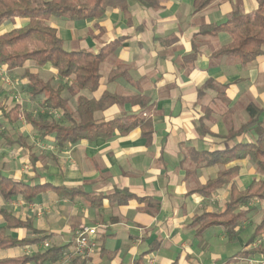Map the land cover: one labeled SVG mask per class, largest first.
Segmentation results:
<instances>
[{"label":"crops","instance_id":"1","mask_svg":"<svg viewBox=\"0 0 264 264\" xmlns=\"http://www.w3.org/2000/svg\"><path fill=\"white\" fill-rule=\"evenodd\" d=\"M194 2L160 0L158 8H151L138 0L131 3L126 0V10L111 8L99 18L71 21L52 16L46 21L57 29L68 51H74L69 48L79 41L84 48L76 51L98 53L118 40L117 48L108 57L115 55L114 68L124 66L131 80L120 77L109 81L107 77L112 68L106 76L101 73L100 87L94 96L104 91L148 96L153 106L144 115L152 120L154 134L149 143L137 127L109 140H83L61 148L53 135L39 133L23 114H19L14 124L2 114V108L8 111L17 103L24 110L34 111L38 99H32L27 93L30 99H17L11 107L6 106L8 99H0L3 129L0 133L4 137L0 142V172L31 185L46 186L31 204L20 198L0 197V230L19 238L30 236L27 228L5 229L1 210L8 209L19 218L33 220L38 229L34 237L52 235L39 243L7 249L17 252L8 256L44 251L52 244H72L74 230L82 225L112 231L101 237L98 229L99 246L88 264H226L230 257L245 249L257 226L246 234V222L250 219L233 235L222 226L209 227L197 235L198 226L192 225L196 215L225 209L231 183L210 194L197 189L220 171L234 166L239 167V173L233 178L239 189L264 174L247 158L206 166L196 161L192 153L193 150L226 151L240 141L253 138L251 132L234 140L227 135L248 121L246 107L250 102L264 106V102L257 101L260 94L257 88L264 87V55L244 65L238 58L217 55L231 42V35L228 32L203 35L200 29L208 23H226L237 8L242 15L245 9L254 12L257 1L215 0L201 11L195 10ZM51 18L65 19L56 23ZM197 19L205 22L199 24ZM27 23L28 19L17 18L1 26L0 34ZM193 53L196 57L188 58ZM29 67L44 80H50L53 86L71 83V78L61 79L50 64L39 66L30 62ZM22 69L6 68V71L15 76ZM46 71L52 73L48 79L44 78ZM23 82L24 85L27 82L25 77ZM209 82L211 85L204 87ZM241 84H247L243 93ZM63 95H68V91L64 90ZM75 103L74 99L68 104L72 110ZM123 110L140 112L139 106L113 105L96 112L95 117L108 120L121 115ZM248 172L250 177L254 176L243 182ZM257 173L260 177H255ZM61 187L81 189L88 196L79 193L74 196ZM117 189H128L135 196L118 204L107 197ZM151 200L157 201L159 208ZM255 205L252 202L250 207ZM39 208L46 213L42 223ZM74 210L83 213L77 215ZM60 212L68 213L67 219L59 221L63 216ZM261 213V210H251L249 218ZM45 241L49 246L44 245ZM238 246L239 250L230 253L232 247ZM18 249L23 253L18 254ZM67 262L64 259L58 264ZM236 264L245 263L241 259Z\"/></svg>","mask_w":264,"mask_h":264},{"label":"trees","instance_id":"2","mask_svg":"<svg viewBox=\"0 0 264 264\" xmlns=\"http://www.w3.org/2000/svg\"><path fill=\"white\" fill-rule=\"evenodd\" d=\"M138 1L151 8L160 6V0ZM213 1L215 0H195V10L201 11ZM256 1L257 8L252 14L244 16L237 8L224 24L202 25L200 34L216 35L220 32H228L231 35V42L223 46L216 53L217 55L238 58L243 64L253 62L264 55V0ZM116 7L126 10V0H0V27L6 23H13L17 18L28 19L25 26L0 34V65L8 70L23 68V76L27 79L25 90L29 97L39 100L38 107L34 111L24 110L20 103L8 111L2 108V114L9 123H16L21 113L39 133L53 135L55 143L61 148L83 140L94 141L99 138L109 140L117 134L125 135L137 127L141 128L147 142H151L154 134L152 120L144 115V112L153 106L148 96L123 95L110 91H104L98 97L94 96L101 83V65L117 48L118 40L98 53L84 50L68 51L64 48L63 39L58 35L57 29L46 24L52 16L66 17L71 21L99 18L109 9ZM195 57L196 54L193 53L188 58ZM30 62L39 66L50 64L57 70L61 79L71 78L70 85L53 86L50 80H44L29 67ZM120 77L131 80L128 70L122 65L112 69L107 78L109 81H114ZM210 85L209 82L204 87ZM64 90L68 91V95H63ZM83 92L89 93L90 96ZM74 99L76 105L72 110L68 104ZM126 104L139 106L140 112L123 110L121 115L108 120L95 117L98 111L113 105L124 107ZM50 110L58 111L59 117ZM246 110L248 121L238 129H231L227 138L234 140L243 133L251 132L252 139L240 141L226 151L193 150V158L206 166L228 164L234 160L247 158L264 174V106L250 102ZM20 139L21 136H18V140ZM11 144H14V141H11ZM238 173V166L222 170L215 178L197 189L203 194H210L231 183L225 209L222 212L196 215L192 222V225L198 226L197 235H201L212 226H222L225 232L233 235L237 234L238 228L249 219L251 210L263 212L262 219L248 239L245 249L230 257L226 264H236L241 259L254 258L259 254L264 257V248L260 245L253 246L264 238V177L253 180L244 189H239L233 182V178ZM45 187V185H31L0 172V197L5 200L20 198L23 202L31 204ZM60 189L74 196L78 193L88 196L81 189L65 187ZM134 196L128 189H117L107 197L111 201L116 200L119 204L126 203ZM151 202L159 208L160 204L157 201L151 200ZM252 202H256L253 208L250 207ZM1 213L5 229L15 231L19 228H27L30 236L19 238L0 230V251L39 243L52 237L51 234L34 237L33 234L38 232V229L31 218H19L8 209H2ZM72 253V244L64 246L52 244L44 251L0 257V264H58L64 259H68L66 264H88L89 257Z\"/></svg>","mask_w":264,"mask_h":264},{"label":"rangeland","instance_id":"3","mask_svg":"<svg viewBox=\"0 0 264 264\" xmlns=\"http://www.w3.org/2000/svg\"><path fill=\"white\" fill-rule=\"evenodd\" d=\"M132 1H135V0H129L130 3ZM242 13L245 16V15L252 14L253 11L252 10L245 9ZM51 19H53L56 23H61L65 18H51ZM69 22H71V21L68 20V23ZM196 22L199 23V24H201V23H203L205 21L204 20H198L197 19ZM223 35H226V37L229 36L227 33H225ZM82 48H84V46H82L81 42L78 41V42H76L73 45V47H70L69 49L79 50V49H82ZM91 50L94 51V52H97L98 51L95 48H92ZM234 60H236V59H234ZM236 61L238 63H240L238 60H236ZM116 63H117V58H116L115 55H111L110 57H108L104 61V63L101 65V73L103 74V76H106L108 74V72L112 68H114L116 66ZM51 74H52L51 72H47L46 71L44 78L45 79L50 78L51 77ZM6 76H9V80L6 79L7 78ZM23 79H24V77H23V69L22 70H18V73L15 76H13L12 74L10 75L8 73L3 76L0 73V89H1V91H0L1 92L0 99H3V100L4 99H8V100H6V104H7L6 106H8V107L13 106L14 105V102H16L17 99H23V100L30 99V98H27L28 96H27V92L25 90V85H24ZM8 81H10L11 83L8 82ZM246 87H247V84H241V86L239 85V88L242 89L241 90L242 93L244 92V89ZM131 89H132V87L130 86L129 87V90H131ZM257 89H258V92H260V94H259V96L257 98V101H259L262 104L264 102V87L263 88L262 87H258ZM119 92H122V91H119ZM129 92H131V91H129ZM2 130H3L2 127H0V132ZM3 139H4V137L0 133V142L1 143H2ZM250 175L251 174H249V172H248V175L244 176V177H246L245 178L246 181H243V182H247L248 179H250V178H252L254 176V175H252L250 177ZM260 175L257 173V175L255 174V177H260ZM39 209H40V212L42 214L41 215L42 217H41V219L39 221L42 223L44 221V219H46V213H45V210L43 208H39ZM74 213L77 214V215H81L83 212H80L78 210H74ZM60 214H61V212H60ZM62 214H63V216L65 215V217L60 216L58 218L59 221H62L63 219L65 220L69 216V214L68 213L66 214L65 212H63ZM261 215H262V213L261 214H258V215L251 216L249 218L250 220H248V222H246V225H247V228L246 229L247 230L244 231L246 234L249 235L250 232L252 231V229H254L255 226L258 224V222L261 221ZM98 229H99V235L100 236L101 235H104L107 232H110L111 231V230L104 229L102 227H98ZM75 230H74V233H75ZM101 240H103V238ZM256 245H260L262 248H264V238L261 239V240H259V241H257L256 243L253 244V246H256ZM239 249H240L239 246L238 247H232L230 253H235ZM15 253H17V252H14V251L12 252V251H9V250H4V251H1L0 252V257H3V256L8 257V255H12V254H15ZM22 253H23V251L21 249H18V254H22Z\"/></svg>","mask_w":264,"mask_h":264},{"label":"built area","instance_id":"4","mask_svg":"<svg viewBox=\"0 0 264 264\" xmlns=\"http://www.w3.org/2000/svg\"><path fill=\"white\" fill-rule=\"evenodd\" d=\"M0 73L1 75H6V67L0 65ZM7 77V78H6ZM5 78L9 80V76ZM10 82V81H8ZM11 83V82H10ZM51 113L55 114L59 117L58 111L50 110ZM41 215V212L38 213ZM98 233L97 226H89V225H82L75 230L74 238H73V253L74 255L83 256V257H90L93 252L98 248L99 243L96 240V235ZM44 245L47 247L49 246V242L45 241ZM245 264H264V257L262 258H248L244 260Z\"/></svg>","mask_w":264,"mask_h":264}]
</instances>
